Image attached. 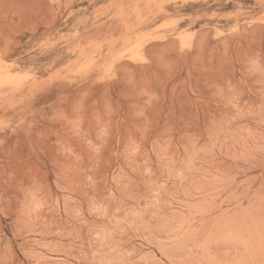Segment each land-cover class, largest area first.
<instances>
[{"label": "rangeland", "instance_id": "374dc122", "mask_svg": "<svg viewBox=\"0 0 264 264\" xmlns=\"http://www.w3.org/2000/svg\"><path fill=\"white\" fill-rule=\"evenodd\" d=\"M0 264H264V0H0Z\"/></svg>", "mask_w": 264, "mask_h": 264}]
</instances>
